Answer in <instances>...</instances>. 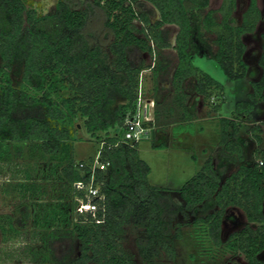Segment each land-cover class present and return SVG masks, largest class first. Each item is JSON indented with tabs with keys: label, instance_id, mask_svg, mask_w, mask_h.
Wrapping results in <instances>:
<instances>
[{
	"label": "trees",
	"instance_id": "trees-1",
	"mask_svg": "<svg viewBox=\"0 0 264 264\" xmlns=\"http://www.w3.org/2000/svg\"><path fill=\"white\" fill-rule=\"evenodd\" d=\"M209 2L57 0L48 13L38 15L24 0H0V154L8 142L37 146L70 191L71 218L58 200L44 224L34 221L47 229L43 248L51 264H137L123 246L132 218L142 228L135 238L140 258L146 264H157L161 257L174 260L173 239L181 237V224L173 226L172 220L177 212L186 216V210L194 214L190 224L196 231L204 230L213 245L219 246L227 206L238 208L246 224L229 236L225 249L241 255L248 264L264 263V151L257 160L240 163L227 175V167L215 166L208 156L179 187L184 201L180 206L147 183L150 167L139 157L137 142L124 139V119L136 108L140 73L146 68L151 69L155 94L173 68L172 96L162 103V113L160 101L152 97L151 132L170 122L172 133L192 130L195 113L187 104L188 89L203 98L224 97V86L193 64L197 33L205 42L211 36L210 56L227 79L246 76L242 37L252 33L260 19L257 0H248L239 21L234 15L236 0H221L216 9L209 8ZM155 10L159 19L151 22ZM96 12L102 17L101 31L90 33L88 25ZM168 25L176 26L173 44ZM145 53L153 59L152 66L145 63ZM259 65L261 76L250 83L247 98L234 102L233 117L219 118L218 145L221 156L229 161H243L245 143L237 140L241 122L264 101V53ZM209 101L218 112L224 99ZM174 105L178 108L175 118L168 120ZM79 118L90 137L101 144L98 158L106 164L103 170L91 171L95 157L74 160L72 129ZM91 176L100 197L93 200L100 207L94 215L75 217V197L84 198V191L74 183H88ZM26 185L30 192L41 190L33 181ZM30 217L29 204L19 203L12 214L5 215L8 230L21 231Z\"/></svg>",
	"mask_w": 264,
	"mask_h": 264
},
{
	"label": "rangeland",
	"instance_id": "rangeland-1",
	"mask_svg": "<svg viewBox=\"0 0 264 264\" xmlns=\"http://www.w3.org/2000/svg\"><path fill=\"white\" fill-rule=\"evenodd\" d=\"M24 1L26 6L35 9L38 15L48 13L57 2V0ZM247 1L236 0L234 15L237 21L240 20ZM220 3L221 0H210L209 8L216 9ZM258 6L263 15V21L259 23L254 34L246 36L244 40L248 46L244 54V59L248 64V74L245 79H227L210 56L214 49L210 43L211 36L208 35L207 42L200 38L199 33L194 36V48L197 53L193 64L224 86V97L213 95L210 99L214 103H219L220 99L226 101L222 102L224 103L223 109L226 111L225 117H233V107H230L234 101L246 98L247 93L252 91L250 81L252 78H256L260 71L257 61L263 49L256 47H260V44L264 43L260 37V32L264 31V0H258ZM151 18L154 19L153 16ZM101 20V14L96 12L88 25L90 33L101 31ZM166 27L170 34L176 30L174 25ZM169 50L174 52L173 49ZM143 58L147 65L152 64V58L148 54H143ZM172 70L173 68L169 70L168 79L159 82L161 89L157 94L154 92L151 69L146 68L141 72L143 96L154 97L160 101V113L163 111L162 103L169 102L172 96L169 82ZM237 86L241 89L239 94L235 92ZM186 91L188 94L187 104L195 113L192 130L172 133L173 123L170 122L150 131L149 135L138 140L136 145L139 157L150 167L147 183L160 188L162 193L169 195L177 205L181 204L179 187L196 173L208 156L212 157L215 166L225 165L227 167L225 175H227L235 170L240 163L257 160L259 152L264 151V111L257 115L253 114L248 119H243L237 134V136L246 137L249 140L248 145L243 147V161H229L221 156L218 145L219 118L223 115L219 111L222 109L217 112L210 105L209 98L196 95L191 89ZM118 102L119 100H116L110 107L113 108ZM261 105L264 106V101L261 102ZM177 109L174 105L175 112L168 120L175 118ZM262 109L264 110V107ZM77 120V127L72 129L74 160L75 162L87 161L98 155L101 144L85 131L83 120L81 118ZM254 126L259 128L253 130ZM182 133L185 136L180 137L179 135ZM256 136L261 137L260 145L255 143ZM161 143L164 145L154 146V144ZM1 151L0 264H51L43 248V233L47 229L44 225L35 224L34 221L44 224L46 216H51L50 213L58 200L61 210L67 213L68 219L71 218L69 188L61 179L60 172L52 170V164L37 146L22 142H8L3 145ZM27 181L35 182V185L39 186L41 190L30 192L29 186H23L29 183ZM22 202L29 204L31 217L26 219V225L21 231H9L5 215L12 214L15 206ZM244 220V215L239 209L230 208L224 218L223 234L238 228L237 225H240ZM177 223L181 224L179 228L181 237L173 239L176 256L174 260L161 257L156 260L157 264H222L223 259L230 254L224 246L213 245L204 230L196 231V227L190 223H184V220L178 216V212L172 220V225L176 226ZM125 229L123 246L133 253L137 264H146L138 255L135 247V238L140 234L142 228L132 218ZM74 254H78L77 241L74 245Z\"/></svg>",
	"mask_w": 264,
	"mask_h": 264
},
{
	"label": "built area",
	"instance_id": "built-area-1",
	"mask_svg": "<svg viewBox=\"0 0 264 264\" xmlns=\"http://www.w3.org/2000/svg\"><path fill=\"white\" fill-rule=\"evenodd\" d=\"M135 23L138 24V22ZM152 65L153 59L151 66ZM154 105L155 103L153 98H146L143 96L141 78H139L136 108L134 111L128 113L124 119V139L126 142L135 143L138 142V140H140L141 138L149 135L151 131L150 122L153 120ZM79 166L82 167L83 164L79 163ZM105 166L106 164L101 163L98 155H96L93 162L91 163L90 168L93 172L96 168L103 170L105 169ZM74 187L76 189L83 190V197L85 198L75 197V200L77 201V204L75 205L73 211L75 217L82 216L84 218L85 214L87 213L94 215L100 206L98 201H95L93 199L95 197H100L98 187L92 184V176L90 182L85 183L83 181H76L74 183Z\"/></svg>",
	"mask_w": 264,
	"mask_h": 264
},
{
	"label": "flooded vegetation",
	"instance_id": "flooded-vegetation-1",
	"mask_svg": "<svg viewBox=\"0 0 264 264\" xmlns=\"http://www.w3.org/2000/svg\"><path fill=\"white\" fill-rule=\"evenodd\" d=\"M247 4H248V1H247ZM247 4H246V6H247ZM149 6H150V4H149ZM246 6H245V8H246ZM257 6H258V0H257ZM244 8V9H245ZM258 8H259V10H260V7L258 6ZM244 11V10H243ZM154 17V19H152L151 18V22H153V21H155L156 19H159V14H158V12L155 10V16H153ZM262 17H263V15H262V13H261V10H260V19L258 20V22H257V24H256V26H255V29H256V27H258V23L262 20ZM170 26V25H169ZM175 26V25H174ZM255 29H254V31L252 32V33H248V34H246V35H244L243 37H242V40H243V42H244V40H245V37L246 36H248L249 34H254V32H255ZM263 34H264V31H261L260 32V37H261V39H263V41H264V38H263ZM246 45V44H245ZM263 46H264V43H263ZM257 49L259 48V46H257L256 47ZM255 48V49H256ZM246 49H247V45H246ZM246 51V50H245ZM264 53V48H263V52L260 54V56H259V58H258V64H259V59H260V57L262 56V54ZM245 54V53H244ZM247 63V62H246ZM259 67H260V65H259ZM247 72H248V69H247ZM261 73H262V71H261V67H260V71H259V74H258V76L256 77V78H254V79H252L251 81H250V83L252 82V81H255V80H258L259 78H260V76H261ZM247 74L248 73H246V76H247ZM245 76V77H246ZM245 77L243 78V79H245ZM250 93V92H249ZM246 98H247V96H246ZM245 99V98H244ZM180 196V195H179ZM180 201H181V204H180V206L181 205H184V201H183V199L181 198V196H180ZM216 207L214 206L211 210H210V213L215 209ZM230 208H233V209H235L236 207H234V206H227L225 209H224V215H223V218H222V220H221V224H220V245L219 246H224V244H225V242L227 241V239L229 238V236L231 235V234H233V233H235V232H237V231H240L244 226H245V224H246V220H244L240 225H237V226H239L238 228H235L234 230H230V231H228V232H226L225 234H223V222H224V218H225V215L227 214V212H228V210L230 209ZM236 209H238V208H236ZM185 213H186V216L185 215H183L181 212H178V216L180 217V219L182 218L183 220H184V223H191L192 221H193V218H194V214L193 213H191V211H188V210H186L185 211ZM178 224V223H177ZM230 253V252H229ZM259 257H262V256H260V255H258ZM261 260H263L264 261V256H263V258H261ZM222 264H248L247 262H246V260L241 256V255H239V254H232V253H230L229 255H227L224 259H223V263Z\"/></svg>",
	"mask_w": 264,
	"mask_h": 264
},
{
	"label": "crops",
	"instance_id": "crops-1",
	"mask_svg": "<svg viewBox=\"0 0 264 264\" xmlns=\"http://www.w3.org/2000/svg\"><path fill=\"white\" fill-rule=\"evenodd\" d=\"M263 20H261L260 22H262ZM259 22V23H260ZM259 23H258V25H259ZM173 26V25H172ZM176 27V26H175ZM257 30V27H256V29H255V31ZM175 33H176V30L174 31V33L173 34H170V38H169V42H170V44H173V41H174V36H175ZM249 35H251V34H249ZM262 46L263 45H261L260 44V47L259 48H261V49H263L262 48ZM247 48H248V46H247ZM169 49H172L171 47L170 48H168V50ZM250 74H251V72H250ZM252 79H254V78H252ZM240 87L239 86H237V89L235 90V92L237 93V94H239V92H240ZM248 94V93H247ZM241 97H243V96H241ZM240 100V99H239ZM224 102H226V101H224ZM228 102V101H227ZM235 102V101H234ZM234 102H233V105L230 107V108H232V107H234ZM263 102V101H262ZM223 107H224V103H222V106H221V111H219L220 113H223V115L222 116H224L225 115V110L223 109ZM264 106H262L261 105V102L260 103H258L256 106H255V108H254V111H253V114H255V115H257V114H260L261 112H263L264 110L262 109ZM229 113V112H228ZM252 114V115H253ZM184 133H182V134H180L179 136L180 137H183V136H185V135H183ZM237 140L239 141V142H244L245 143V145H248V142H249V140L248 139H246V137H241V136H238L237 137ZM255 143H258L259 145L261 144V137H260V140L259 141H257L256 139H255ZM244 145V146H245ZM243 146V147H244ZM264 148V147H263ZM264 150V149H263Z\"/></svg>",
	"mask_w": 264,
	"mask_h": 264
}]
</instances>
